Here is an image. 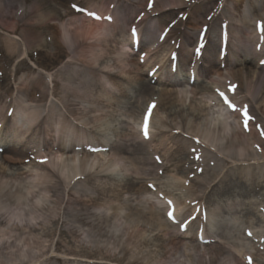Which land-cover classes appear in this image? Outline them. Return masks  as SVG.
<instances>
[{"label": "rangeland", "instance_id": "rangeland-1", "mask_svg": "<svg viewBox=\"0 0 264 264\" xmlns=\"http://www.w3.org/2000/svg\"><path fill=\"white\" fill-rule=\"evenodd\" d=\"M153 1L151 0L149 7L147 0L141 10L136 0H0V94L6 96L0 99V106L6 107L13 103L6 94L9 90L16 91L15 87L19 83L37 86L38 82H45L46 100L59 105L64 98L63 85L72 80L88 83L95 80L97 87L92 93L98 95L103 103L111 105L98 129L118 130L120 127H128L136 135L142 136H145L143 129L149 105L160 106L156 115L154 107L147 117V136H154L152 144L145 142L140 153L135 151L134 155L131 154L141 162L139 167L143 178L138 181L154 186L150 188L151 194L148 197L161 206L162 213L168 204L175 201L184 214L190 212L193 215H203L213 212L221 214L225 220L234 221L240 227L238 238L234 240V248L226 245L222 251H218L215 248L216 237L209 238L204 232L202 238L200 235L203 232L197 235L194 226L180 232L173 222L168 234H180L174 239L168 255L164 254L163 249V239L166 236H161L159 231L146 230L129 236L130 231L127 232L121 226L110 225L103 230L81 226L77 235L73 236L62 231L59 225L53 228L36 226L29 230L14 228L10 232L5 229V224L0 223V264H192L199 258L207 261L212 253H216L218 257L212 264H264V115L261 113L264 108V89L261 90L260 83L264 76V63L259 62L263 53L261 51H264V29L244 38L239 36L246 49L253 52L251 55L250 52L247 53L249 58H253V64L246 74L241 75L243 84L239 85L240 88L234 81L211 78V73L204 77L193 76L190 86L196 87L198 92L209 88L212 91L208 93L211 100H200L198 94L195 97L183 94L184 103L170 105L171 94L176 85L164 78H151L155 69L150 67V63L161 60L168 63L170 56H175L178 37L168 38L160 47L157 44L150 46V50L154 46L157 48L152 50L149 64L146 63V58L140 59L138 50H142V47L128 51L130 60L140 67L137 77L134 73H121L117 68L106 69L102 66L107 60L112 62L113 54L120 45H107L105 40L109 37L105 32L111 31L115 24H122L120 17L129 7L135 9L131 16L134 21H144L146 11L153 9ZM221 1L223 2L185 0L186 7L174 9L173 19L169 22L185 19L198 3H206L207 8L210 5L214 8ZM251 1L255 5L264 2ZM164 3H160V6ZM203 8L202 6L200 9L206 17L202 27L205 29L210 16H215L211 9ZM90 12L95 13V16L89 15ZM250 12L256 17V26L264 22V14L260 18L258 10L243 7L244 15ZM93 17L104 18L101 25L104 32L100 35L86 33L89 30L87 20ZM68 19H72L73 23L66 30H70L72 35L76 33L77 37L72 42H65L62 32ZM222 19L217 15L215 23L222 25ZM145 23L148 22H144L143 26ZM143 26L140 27L141 30ZM216 32L214 40L219 42L220 37ZM128 34L125 30L124 34L116 35V38L130 46L133 37ZM190 36L197 38L196 34L191 33ZM227 36L235 41L237 33ZM199 37L202 38V35ZM143 41L144 46L149 44L145 39ZM59 46L62 52H59ZM102 46L104 49H99ZM23 47L26 57L20 59ZM256 51H260L259 54ZM259 65L260 69H254ZM72 69L76 72L70 71ZM181 73L187 72L183 69ZM181 76L179 74L178 78ZM141 80L150 82L151 86L150 91L142 94L143 98L137 87ZM51 81L53 83L49 85ZM111 82L117 83V89H122V93L110 90ZM51 86L55 90L54 97L50 95ZM232 86H235L234 91L230 90ZM221 92L236 105V111L224 103L219 95ZM120 96L121 99H117ZM189 102L194 103V109L189 106ZM139 107L141 111L137 116ZM164 109L172 111L173 123L165 118ZM218 109L222 111L220 116ZM63 112L66 116L69 115L65 110ZM78 112L81 113L80 109ZM218 118L223 119L224 123L215 120ZM162 123L166 127H161ZM190 125L194 129L189 128ZM255 127L259 129H254ZM9 131L7 121L0 119V154L6 145L10 147L12 154L18 155L21 150H25L28 156L20 165L22 169H17V165L6 164L0 158V184L4 187L0 190V210H12L21 203H26L8 193L18 182L21 191H32L27 196V199L30 196L32 198L31 205L41 204L49 192L37 191L29 183L35 182L34 174L39 172L35 162L42 160L38 157V146L51 141L43 140L29 129L25 130L22 139L17 131L10 132L12 135L8 134ZM158 131H165L163 143L158 138ZM27 137L32 138L33 143L23 140ZM74 148L76 149L75 146ZM123 156L126 159L129 157L128 154ZM124 163L127 165L125 160ZM149 170H152L156 179L146 175ZM91 174L98 176L95 183L90 185L94 192L91 197H96V200L88 203L89 211L95 214L111 213L104 202L112 198L113 192H120L124 197L133 193L126 181L132 178L126 176L132 174L130 171L128 174H121L116 170L97 167L91 170ZM14 175H18L17 178L10 177ZM193 180L202 184L193 185ZM191 181L192 184L188 187ZM110 183H113L114 188L109 187ZM232 203L237 210L234 213L227 209L233 206ZM190 236L196 238L204 248L184 247L183 242ZM229 248L235 259L228 252ZM23 256L26 258L23 259ZM117 258L123 259L119 261Z\"/></svg>", "mask_w": 264, "mask_h": 264}, {"label": "bare ground", "instance_id": "bare-ground-1", "mask_svg": "<svg viewBox=\"0 0 264 264\" xmlns=\"http://www.w3.org/2000/svg\"><path fill=\"white\" fill-rule=\"evenodd\" d=\"M136 1L141 10L147 3V0ZM153 2H155L153 9L146 11L145 15L147 17L144 21H134L131 16L135 13V9H130L129 7L120 17V20L122 19V24H115L112 26L111 31L105 32L109 37L108 40H105L107 43L104 41L107 45H120L119 49L113 54L111 59L112 62L107 60L103 63V68H117L121 73H134L135 77L139 76L138 69L140 67L136 66V62L130 60L131 55L128 51L132 50V47L135 48L134 44L138 42V49L142 47V50H137L139 53L141 52V55H144V58L146 57V63L149 64L150 57L153 55L152 50L163 45V43L161 44V42H159L158 46L151 50L150 44L144 46V39L140 38L142 37L140 33H142L143 29L141 30L140 27L143 26L144 22H153L154 27H156L154 34H160L166 25L173 24L174 26H171L166 34V39L172 36L178 37V46L175 52L178 59L175 68H177L179 72L182 70V66H189L191 71L197 69V77H204L208 73H211V78L214 77L230 82L234 81L238 84L237 87L240 88L239 85L243 84L240 79L241 75L246 74L253 64V58H249L247 53L250 52L249 55H251L253 52L246 49L244 41L239 40V38H244L250 34L254 35V31L264 29V27L259 26L253 27L254 24H251V22L254 23L256 17L252 12L248 13V15H244L243 7L248 6L253 11L258 10L260 18H262L261 15L264 14L263 1L259 3L256 2L257 5H255L251 4L254 3L251 0H223V2L217 3L214 8L211 5L207 8L206 3H198L185 19L180 18L172 22L169 21L173 19L172 15L174 14V9L181 10L185 8V0H154ZM163 2H165L164 5L160 6V3ZM202 6L204 7L203 9H211L212 15L215 16H210L211 19L208 21L206 27L208 29L207 39L204 45L197 42L196 38L194 39L190 36L191 33L197 36L201 32L205 34V29L202 27L206 17L203 16L202 9H200ZM214 12L215 14H213ZM217 15L223 18L221 21L223 25H225L223 32H221L223 35L237 33L235 41L234 39L232 40V37L230 38L231 41H224L225 53L223 55L220 54L218 50L221 43H216L214 40L216 31V33L220 35V24L215 23ZM88 20L89 30H87L86 33L100 35L104 32L101 27L104 23V18L99 17V19H97L93 17ZM72 23V19H68L66 26H64L65 30H62L65 42H72L74 39L77 40L76 33L72 35L70 30H66L68 27L72 26ZM260 25H264V22H260ZM133 27L139 28V34L134 35V37L138 35V41H133L131 44L132 46H127L119 42L116 35L124 34L125 30L129 31ZM130 33L133 34L132 31H130ZM194 48L196 49L194 50ZM99 49H104V47L102 46ZM59 52H62L60 46ZM19 57L20 59L26 57V50L24 47ZM198 59H200L199 62ZM261 59L262 57L259 60ZM169 63L170 62L166 63V61L163 60L158 62L153 61L150 63V67L158 66L157 70L161 73L158 74V77H164L165 81L176 85L173 88V94H171L170 105L178 102L184 103L185 96L183 97V94L192 97L198 94L200 100L206 99V102L211 100L208 93H212V91L209 90V88H204L203 92L202 90L198 92L196 87L192 86L188 88V85H186L188 81L186 80L183 82L175 78L170 80V76L168 75H170L169 71H171V69L168 67L171 65H169ZM254 69H260V65L255 66ZM70 71L76 72L75 69ZM51 83L53 82L51 81L49 85H52ZM149 83L150 82L142 80L137 83L141 98H143V93L151 90ZM260 83L261 90L263 91L264 76L261 77ZM96 84L95 80L90 83L82 82V80H77V82H75V80L70 81L62 87L64 98L62 104L59 105L46 100V84L43 81L38 82L37 86H31V83H19L15 87L16 91L9 90L6 94L10 97V100H13V103L7 104L6 107L0 106V119L6 120V114L11 110L10 113H12L14 117L16 116L15 119H20L21 116L24 117L28 120V125L30 126L28 129L32 128L43 140L51 139L52 142H45L38 146V157L44 162H35L39 172H35L34 174L35 182L29 183L31 187L35 188L37 191L49 192V198H44L41 204L31 205L30 202L32 198L30 196V199H27V196L31 194L32 191H21L19 187L20 182H18L16 186H12L14 189H10L9 192H7L9 195L17 197L18 200H24L26 203H21V205H18L12 210L10 208L0 210V223L5 224V229L10 232H12L14 228L29 230L36 226L53 228L59 225L62 231L73 236L77 235V231L81 226L95 227L100 230L110 225L121 226V228L125 229L127 232L130 231L128 232L129 236L138 235L140 232L146 230L151 232L159 231L161 236H166L163 239L165 240L163 249L164 254L168 255L174 239L177 238V236L179 237L180 232L174 233V235L168 234L169 232L167 231L170 230L172 224L167 219H164L166 211L164 212L163 210V214L160 211L162 210L161 206L148 197V194H151L150 187L138 181L143 178L142 169L139 167L141 162L139 159L136 160L131 156L133 153H140V151L143 150L142 144L145 142H150L152 144L154 136L148 135L144 140L140 135H136L134 131L128 127H120L118 130L98 129L102 119L109 113L108 109L111 105L103 103L100 101L98 95L92 93L96 90ZM110 86V90H116L118 93H122V89H117V83L111 82ZM54 93L55 90L53 86H51L50 95L54 97ZM121 96L117 99H121ZM3 97L6 96L0 94V99ZM189 106L194 109V103L189 102ZM78 109H80L81 113L78 112ZM62 110H65L69 114V117L65 116ZM123 110L126 111L125 109ZM159 110L160 106L153 109L155 115ZM140 111L141 107H139L137 116L140 114ZM218 111H220L218 113V116H220L222 111L220 109H218ZM163 113L165 118H167L170 123H173L172 111L164 109ZM261 113L264 115V108ZM215 120H220L221 124L224 123V120L221 118ZM55 125H59L60 127H54ZM67 126H69V128ZM161 127H166V124L162 123ZM8 128L11 131H17L15 128ZM63 128H67L66 131L62 130ZM189 128L194 129V126L190 125ZM254 129L259 128L255 127ZM164 132L165 131H158V138L162 139V143L164 141ZM18 135L21 136L20 133ZM55 138L64 141L56 143ZM73 138L81 141L86 147L84 148V146H82V148L76 150L71 144H64V142L68 140L72 142ZM26 142L33 143L32 138L27 137ZM9 148V146H3V151L0 154L1 160L9 165H17L16 168L20 169V165L26 160L28 153L25 150H21L18 155L12 154ZM124 154H128L129 157L126 159L123 156ZM124 160L127 162V165L124 163ZM97 167H103L111 171L116 170L121 174H128L129 171L131 174L132 172L131 175H126L132 177L126 181L133 193L124 197L120 192H113L112 198L104 202V204L107 205V209L110 210V214L105 213L98 215L89 211L88 203H93L96 200V197L94 199L91 197L94 192L90 185H92V183L94 184L97 180L96 177H98L92 176L91 170ZM151 171L152 170H149L146 175H149L151 179H156L155 174H152ZM25 172L23 171V173ZM17 176L18 175H14L10 177L15 179ZM191 184L192 181L187 186L190 187ZM201 184V182H195L193 180V185ZM113 186V183L109 184V187ZM1 189H4V187L0 184V190ZM23 204H25V206H23ZM77 204H79V206ZM231 205L234 206L233 203ZM233 206L231 208L227 207L229 212L231 210H233L232 213L237 211L234 209L235 206ZM123 209H125L124 212ZM168 209V213L172 212L175 214L173 218L183 221V223L179 225V228H183L188 222H190L189 224H194L198 228L201 226L205 229L207 228L209 238H217L216 250L222 251L223 247H227L226 245H229L230 248H234V240L238 238V232L240 231V227L236 225L234 221L225 220L221 214L213 212L197 217L190 214V212L187 214L181 213L175 201L169 204ZM101 234H103L102 231ZM183 244L184 247L188 249H190L189 247L197 249L204 248V245L198 242L193 236L188 237ZM230 248L228 252L233 259H235ZM24 258H26V256H23V259ZM217 258V254L212 253L207 261L199 258L197 261L192 262V264H212ZM117 259L120 261L123 258Z\"/></svg>", "mask_w": 264, "mask_h": 264}, {"label": "snow or ice", "instance_id": "snow-or-ice-1", "mask_svg": "<svg viewBox=\"0 0 264 264\" xmlns=\"http://www.w3.org/2000/svg\"><path fill=\"white\" fill-rule=\"evenodd\" d=\"M149 7H151V0H149ZM89 15H92V16H95V13H89ZM97 19H99V17H96ZM110 19V18H109ZM171 26H174L173 24H169V25H166L165 26V30H164V34L163 35H157V40H164L165 39V37H166V34H167V32H168V30L170 29V27ZM259 27H264V25H258ZM132 33H133V35H136L137 34V28L136 27H133L132 28ZM205 38L207 39V31H208V29L207 28H205ZM155 32V29H153V28H151L150 27V24H148V23H145L144 24V26H143V31H142V33H140V35L142 36V38L143 39H145L149 44H152L153 43V33ZM262 63H264V61H262ZM234 89H235V86H232L231 88H230V90H233L234 91ZM219 95L221 96V98L223 99V101H224V103H226L230 108H232V110L233 111H236V105L235 104H233L232 102H231V100H229V98L227 97V96H225V94L224 93H219ZM155 107V105L154 104H151V105H149V112L146 114V116H145V125H144V129H143V131H144V135H145V137H147V117H148V115H150L151 114V110L153 109ZM245 114H247V113H245ZM245 130H247V122L245 123ZM157 159V161L159 162V157H157L156 158ZM41 162H44V161H41ZM149 187L151 188V187H154L153 185H149ZM174 213H172V212H169L168 213V216H169V219H172L173 217H174ZM178 227H179V225H178ZM249 235H251V233H249ZM250 264H251V262H250Z\"/></svg>", "mask_w": 264, "mask_h": 264}]
</instances>
